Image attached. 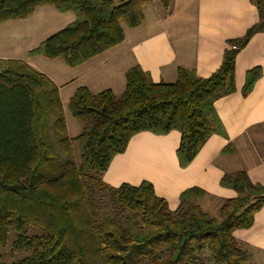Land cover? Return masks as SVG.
Here are the masks:
<instances>
[{"label":"trees","instance_id":"16d2710c","mask_svg":"<svg viewBox=\"0 0 264 264\" xmlns=\"http://www.w3.org/2000/svg\"><path fill=\"white\" fill-rule=\"evenodd\" d=\"M155 1L0 0V25L25 19L42 6L72 13L74 21L28 57L61 59L74 68L122 43L123 25L138 28L144 7ZM159 1L169 9L173 0ZM250 2L258 21L243 36L226 40L219 67L206 78L180 68L174 82L153 83L133 66L120 95L77 88L67 103L82 126L74 138L67 136L50 79L24 62H5L0 68V246L12 234L11 251L24 256L6 263L0 255V264H245L246 253L233 233L249 229L264 207V185L251 183L245 171L221 177L219 185L235 197L221 202L218 217L195 203L204 195L198 188L183 191L171 210L149 182L111 187L102 176L143 132L177 131L181 169L212 135L226 137L214 102L235 92L236 56L264 32V1ZM260 75L258 68L246 72L243 96ZM233 150L228 144L223 152Z\"/></svg>","mask_w":264,"mask_h":264},{"label":"crops","instance_id":"0c3cea01","mask_svg":"<svg viewBox=\"0 0 264 264\" xmlns=\"http://www.w3.org/2000/svg\"><path fill=\"white\" fill-rule=\"evenodd\" d=\"M50 7H39L25 19L0 25V62L13 60L7 57L8 48L30 44L24 57L30 68H34L38 57L29 58L28 52L45 40L39 39L43 33L38 19L50 13ZM154 10L160 15L164 11L161 3ZM168 10L163 16L153 15L149 23L145 12L138 28L124 27L122 43L82 65L70 68L60 59L70 75L66 79L48 77L57 87L60 101L63 89L69 100L79 87H86L93 94L108 89L120 95L125 88V73L133 66L141 67L153 83L174 82L180 68L194 70L198 77L206 78L219 67L226 40L243 36L258 21L250 0H173ZM58 14L56 20L66 17L74 21L72 13ZM31 26L35 27L31 34L24 31ZM254 68L261 75L248 95L243 96L246 72ZM214 109L226 137L212 135L188 167L178 166L177 131L163 136L143 132L129 141L124 153L113 158L102 176L103 182L111 187L149 182L171 210L177 208L180 194L190 188L204 192L200 198L205 206L210 199L222 202L234 198V191L219 185L225 173L245 171L251 183L264 185V32L252 36L236 56L235 92L215 101ZM228 144L234 150L224 153ZM233 236L238 242L264 250V207L254 215L249 229L236 230Z\"/></svg>","mask_w":264,"mask_h":264},{"label":"rangeland","instance_id":"374dc122","mask_svg":"<svg viewBox=\"0 0 264 264\" xmlns=\"http://www.w3.org/2000/svg\"><path fill=\"white\" fill-rule=\"evenodd\" d=\"M156 6H160V1H155L154 3L147 5L146 10L145 7L143 9V12H146L147 19L146 22L149 23L152 19L151 17L153 15L159 16V9L158 11H155L154 9ZM162 6V5H161ZM163 7V6H162ZM164 11L161 13L160 16H163L166 14V9L163 7ZM50 13H46V15H42L38 19V27L39 30H41V40L48 38L49 36L57 33L61 29H63L66 25L71 23L66 17H62L61 20H56L54 17L58 16L59 14L55 12V10L50 7ZM170 10V7H169ZM169 10L167 12H169ZM165 12V13H164ZM66 16V15H64ZM69 21V22H67ZM37 27V28H38ZM125 26L123 25V28ZM34 26H31L29 28H26L24 31L27 32L28 34H31L30 32L34 31ZM18 31V30H17ZM16 31V32H17ZM2 32V31H1ZM24 34V33H23ZM25 35V34H24ZM27 35V34H26ZM30 44L26 47H15V48H8V51H10V54L7 55V57H12V59H17L14 61H21L26 63L27 61L25 60L24 57V51L26 48L30 47ZM15 53L14 55L11 56V53ZM27 64V63H26ZM34 68L38 73L45 75L47 78L49 77L50 79H53L54 76L61 77L63 79H66L69 75H67V72H69V69L64 65V63L58 59L55 61H47L44 58H36L34 60ZM5 66V62H0V68ZM62 99L61 100V105H62V115L65 121V127H66V133L69 138H74L78 136L81 132L82 126L79 121H77L75 118L71 116L69 111L67 110V103H68V95L67 93L64 94V89L61 92ZM63 101V102H62ZM73 148H74V158L77 162H79V149L77 143H73ZM213 202V203H212ZM195 203L201 205L204 208V211L207 212L209 215L213 217H218L219 216V209L221 206V201L216 202L214 199L211 201L209 200V205L205 206V203H203L202 198L196 199ZM203 203V204H202ZM108 212V211H107ZM105 212V213H107ZM13 240V235L10 234L8 243L6 246L2 247L0 246V255L2 256L3 260L6 263L13 262L15 260H18L24 256V253H15L11 251L10 245ZM242 249L246 253V260L245 264H264V250L258 249L254 246H251L247 243H242L239 242Z\"/></svg>","mask_w":264,"mask_h":264}]
</instances>
